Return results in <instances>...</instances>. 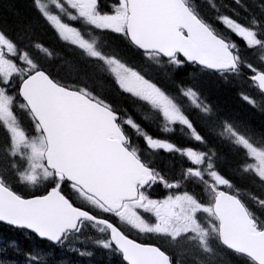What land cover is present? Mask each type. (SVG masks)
Instances as JSON below:
<instances>
[{"label": "water", "instance_id": "1", "mask_svg": "<svg viewBox=\"0 0 264 264\" xmlns=\"http://www.w3.org/2000/svg\"><path fill=\"white\" fill-rule=\"evenodd\" d=\"M127 2V33L138 50L160 54L167 60L180 56L216 73L237 68L229 45L202 24L183 0ZM253 81L264 93V74L256 75ZM20 96L45 135L46 166L58 178L82 188L109 208L115 207L113 210L135 199L138 186L145 187L151 181V170L125 147L127 139L118 125L120 116L108 107L59 86L43 71L23 82ZM220 216L222 221H230L223 233L225 245L264 264V234L255 230L242 204L232 198L229 209ZM83 219L99 221L74 207L60 193V187L44 197L24 199L0 182L3 225L29 231L57 245ZM108 226L113 243L119 247L122 235ZM136 249H129V254L137 258L147 254V249Z\"/></svg>", "mask_w": 264, "mask_h": 264}, {"label": "rangeland", "instance_id": "2", "mask_svg": "<svg viewBox=\"0 0 264 264\" xmlns=\"http://www.w3.org/2000/svg\"><path fill=\"white\" fill-rule=\"evenodd\" d=\"M0 1H1L0 3L4 4L3 7H5L7 10L6 14L10 16L9 22L7 19L5 21L3 10L1 9L2 6L0 4V32L4 33L7 37L9 36L10 38H12L10 36L12 34L11 30L17 27L24 26L22 25V19L24 16L28 15V11L26 15V11H23V9L27 6L28 0H0ZM34 1L31 0L33 9L34 11H37L36 13L38 14V10L36 9L37 7L35 8L36 0ZM98 1L99 0H81V5L88 6V7H80L82 12L86 14L88 17H93L91 6L94 4L96 5ZM203 3L206 6H208L207 0L203 1ZM66 10L67 12H70L68 6L66 7ZM202 12L203 14L201 15L204 18L210 15L209 10L206 7H203ZM44 13L49 18L50 23L53 26H55V28L51 29V27L47 25L45 26L53 32L58 42V45L59 47L61 46L60 48L62 50L61 51L59 49L58 45L54 41H51L48 42L49 45L45 51H43L42 49H40L39 51L40 55L43 57L42 65L45 68L50 69L51 72H53L54 78L61 80L68 79L70 82L76 84L78 88L88 89V90L93 89L92 90L93 92L94 90L97 91L95 92L97 95L99 96L102 95L101 97H104L105 99L108 98L110 101H112L111 99L112 97L105 92L106 89L104 88L105 84L103 83V81L96 79L94 76H91L92 73H91L90 65L82 66L77 61L71 62V58H70L71 55L66 53V51H65L66 53L65 55L61 54V52L64 51L63 49H65L63 47H67V45H65L64 43L67 42L73 43L74 44L73 49L67 47L68 49L65 50L74 51L76 54H78L79 56H81L86 60H89L90 62L94 61L102 64L107 74L111 75L113 81L116 82V84L121 89L131 92L133 94H137L140 97L145 96L142 97L143 100L151 104L153 111L160 115V117L163 119V125L166 127V129L171 130V126H174L173 130L175 132L187 131V129L183 128L181 125V123L182 124L188 123L187 121L188 118H186L187 115L184 112H182L181 108L177 107V105L170 99V96L167 97L164 94L160 93V91H158L157 89L146 86L147 82L142 78L143 75L140 73V71L137 68H133L129 63L126 62L124 63L119 59H114L111 57H105L104 63H101L99 57L94 55L95 51L92 49L93 44L91 41L86 43L87 40H82V39L78 40L77 33L73 32L70 27H67L63 23H61L60 18L53 13L52 8L51 9L45 8ZM39 17L42 19L41 15H39ZM223 23H224V28H223L224 36L230 38L238 37L242 40H245L248 43V45L251 46L259 45L255 35L252 34L249 29L247 30L246 27L244 28V26L239 24V22H236L233 18L225 17L223 19ZM96 25L101 28H109L112 30L120 29L119 26H116L114 24V21L111 16L105 19L98 18V20L96 21ZM114 33H119L122 35L125 34V32H121L120 30L115 31ZM110 37L113 36L101 37L100 45L103 46L105 50L113 54L115 53L125 54L126 49H129V46L124 47L122 45V43L125 44L123 41H120L119 39H117V37L116 38H110ZM45 39L50 40L48 36H46ZM26 43L28 45V42ZM0 45L4 49L5 54L9 56L15 55L16 48L1 33H0ZM106 46L109 47L106 48ZM128 58L129 61L133 65L138 66L141 69V71L146 70L144 71L145 73L147 72L150 73L149 76H156L157 78H159L160 76H171L174 80H172L171 78L169 83L165 81H162L160 83L161 86L168 91L170 90L172 92H177L176 87L182 81L180 76H188L185 82L187 85L192 86L190 87V91L197 94L200 97V100L203 102L204 107L202 110L207 115L206 116L207 120L227 117L230 118V120H228L227 118L226 119L231 124L238 126L242 130L245 129V127H247L250 131H247L246 129L243 131L249 136H254L260 139H264V101H258L257 105L249 104V106L253 109V111L251 112L250 110H246L235 105L231 97L233 94L232 92L222 90L221 87H218V83H220L222 79L219 76H215L210 73H206L205 71L197 70L194 68H188L181 70L179 72H172V74H169L167 68L163 66L162 65L163 63L157 60V58H155L152 55L149 57L147 56V59L151 61L152 64L146 61H142L140 54L133 49L131 50L130 56ZM5 59L7 58L4 55L0 56V83L2 84V87L0 89V180L6 186H9L10 188L19 192L21 195L28 196L35 191L42 192L47 190L50 187V182L53 177V174L45 167L43 163L44 162L43 156L45 149H44L42 136L40 134H38V136L35 134L38 132L37 125L35 124L34 120L30 116L27 109L20 102H17L13 97H10L12 94H9L6 90L5 86L14 77V74L13 71L7 67ZM256 62L261 64V66H264V54L261 58L256 60ZM172 64L176 66H180V62L178 61ZM25 66H26V70L28 71L34 68L35 69L42 68L40 63L36 61H30V62L25 61ZM147 67L149 71L147 70ZM61 74L63 75L61 76ZM79 76L82 77L79 78ZM19 78L21 80L24 78V76H21ZM240 83H238L237 85L242 87V82ZM229 84H234V83L231 81L227 82L226 84L222 83L223 86ZM184 92H187V90H184ZM186 96H187L186 97L187 103L191 105L195 99V96L192 94H186ZM91 97L93 98V96ZM149 115L151 116L152 114ZM150 116L143 115V117L141 118H145V119L149 118L148 121H151ZM30 117L33 121L29 119ZM189 117L192 120L194 127L207 137V142L210 144V146L213 147L215 153L220 155V153L216 149L217 146L211 140L212 138L217 139L216 135L221 133L219 125L218 126L211 125L209 126L210 130H208V126L206 125V122L200 127L199 123L203 122L202 119H199L192 113H189ZM19 124H21V126ZM33 124L36 125V128H34L35 126L33 127ZM146 125H148V123H146ZM21 127L23 128V130L21 129ZM130 132L132 133V131ZM32 133L33 135L35 134L36 136L35 135L32 136ZM29 135H31V137ZM27 136H29L30 138ZM189 136L192 138H198L196 135H192V134H189ZM209 136L211 137V139L209 138ZM32 137L35 138L32 139ZM149 138H150L149 142L151 141L150 146L152 148H158L155 147V143H152V141L155 142V138L152 137V135H149ZM222 140L224 141V139ZM236 140L238 142L240 141L245 142V140H241L237 137ZM254 142L255 143H253L252 146H247V145H242V146L249 153L248 167L251 168V171L253 172L256 171L257 176L261 174V176L264 178V142H261L259 140H254ZM8 146L10 147V149ZM187 147L189 149L198 151L197 148H199V143L197 141L191 142L189 145H187ZM12 153H14L15 156L12 155ZM220 157L221 156H219V158ZM208 161L210 162L209 159ZM239 166H240V170H242L243 169L242 164H240ZM20 167L23 168L19 170L21 171V173L18 172L20 175H22L20 176V178L25 179L29 183V186H26V188L21 187V190L14 188L13 185L14 184L13 175L15 177V174H18L17 172L14 174V171H17V169ZM10 169L13 170L11 171ZM164 171L168 172L169 170L165 168ZM228 174L235 175L237 177L235 173L229 172ZM29 177H31L32 179H29ZM248 180L249 177L242 174L241 184L239 188L242 189L244 187L245 182L248 183ZM15 183L18 184L19 182L15 181ZM178 185L179 187L183 188L182 183L179 182ZM223 185L226 186L224 183ZM253 189L259 192V194H264L263 188L254 186ZM241 197L243 198L244 195L241 194ZM81 198L87 203L95 204L84 194L83 195L81 194ZM177 201L180 202L181 199ZM169 203H172V200H170ZM90 206L97 211L96 207L92 205ZM2 248H4V245L0 241V255H2ZM217 255L221 256V258L217 260H211V263L218 264V263H223L227 260L226 256L223 253L218 252ZM243 263L246 264L245 262ZM4 264H13V263L11 261H8L5 262ZM19 264H33V263L29 261H21L19 262Z\"/></svg>", "mask_w": 264, "mask_h": 264}, {"label": "flooded vegetation", "instance_id": "3", "mask_svg": "<svg viewBox=\"0 0 264 264\" xmlns=\"http://www.w3.org/2000/svg\"><path fill=\"white\" fill-rule=\"evenodd\" d=\"M36 1H39L44 6L46 5L44 0ZM63 1L70 7L73 6V2L78 6L74 15L70 17V20L73 24L72 28L79 33L78 40H86L89 31L85 24L87 22L94 24V22L91 20V17H88L82 12L80 7L88 6L81 5V0H69V2L66 0ZM118 5H120L121 13L119 11V15L112 17V19L115 22H122V28L125 30L127 17V14L125 13V0H120V3H117V0H99L96 5L94 4L91 6V10L93 15L98 17L99 13L102 11L99 7L103 8L105 12L102 11V13L106 14L108 11L114 12V7ZM115 25L119 26L118 24ZM64 44L67 45V47L69 46L70 49L74 48L73 43L67 42ZM72 53L75 52H69V54ZM59 83L62 84L63 82L59 81ZM71 84L76 85L72 82ZM223 123L231 124L228 120L224 121ZM151 124L149 127H145V131L154 136L156 135V133L153 131L155 127H152ZM222 124L219 125L221 133L216 135L217 139H211V137L209 138L212 140V142H214L215 145L220 144L223 141L222 139L228 141L229 144H232L233 136L227 129H222ZM143 131V129L139 130V132ZM154 138L155 142L152 141V143H155V147L158 148H152L150 146L151 141L149 142L150 138L148 136L129 137L128 148L133 151L135 155H137V157L141 159L147 166H151L148 167L154 171L155 180L149 188L140 191L139 199L137 201L129 202L124 205L122 211L117 215L119 216L118 219H116L113 223L117 225V227L127 238L138 244L158 247L165 253H167V250L171 249L170 247L173 246L172 249H176L177 252L175 253L181 262H183L180 259L181 257H187L186 264H196L193 263V259L198 256L205 258L207 256L205 254L212 253L213 244L216 246L215 237L211 232H208L212 225L210 223L208 225L207 218V210H209L212 206L213 193L216 192V186L220 187L222 183L221 181H226L225 183L229 186L230 182L232 184L233 182L221 172L222 167L219 161L220 155L215 152L206 151L207 137L204 134L200 133L198 138H192L164 137L161 135V133H158ZM247 140L250 141V138L247 137ZM195 141L199 143L198 151L189 149L187 147V144H189L188 142ZM154 151L157 153H154ZM158 156L159 158L164 156L169 159L177 160L180 162L181 166H174V168L177 169L175 171L173 169L174 172H165L164 161L158 159ZM212 159H217V162L212 161ZM208 163L213 169H216L213 171ZM201 167H204V169ZM194 170L199 172L201 176L200 179L197 180L195 177L189 174V172ZM225 170H227V167H225ZM223 177H226L227 180H229L227 181L226 178L224 179ZM179 182L183 184V188L179 187ZM180 190L181 194L178 195V198L189 204L192 208L200 207L199 210L202 211L204 218L199 219L197 212H189L187 209H185V218L182 220V227L176 228L177 233L180 232V238L184 239H182L178 246L174 247L175 245L173 243V236L169 234L174 230L173 221L179 215V213L173 206H171V204L175 202L173 196ZM170 200H172V203H169ZM197 228L202 229V231L196 233L195 231L198 230ZM185 233L186 235L184 237ZM184 240H187L185 242L186 244L183 243ZM187 242H189L188 244H190L191 248H189L190 246L187 245ZM106 244H109L107 240ZM95 245L104 246V242L98 241L95 243ZM82 249L83 253L88 254V252H91L92 257L94 261L96 260L95 263L97 264L99 257H109V250H107L105 247L103 249H95L94 247L83 246ZM117 256L120 258V261L122 259L121 262H123L122 255L118 253Z\"/></svg>", "mask_w": 264, "mask_h": 264}, {"label": "trees", "instance_id": "4", "mask_svg": "<svg viewBox=\"0 0 264 264\" xmlns=\"http://www.w3.org/2000/svg\"><path fill=\"white\" fill-rule=\"evenodd\" d=\"M203 1H205V0H202V4H203ZM244 1L247 3L243 4V7L246 10V12L241 13V15L243 16L242 19H244L246 21H251V20L258 21L264 28V0H256L255 4H250L249 0H244ZM187 2L191 6V8L198 11L197 0H187ZM207 2H208V5L210 6V9L207 6L209 13H210L209 19L215 17V15L219 11L218 9H220L219 7L225 8L227 10H232V6H234V2L231 0H207ZM0 4L2 6L1 9L3 10L5 21L7 19L9 22L10 16H8V14H6L7 10L5 7H3L4 4H2V3H0ZM198 6L200 8V3ZM23 11H26V15H27V11H28V15L24 16L22 19V25H24V26L12 29L11 30L12 34L10 35L12 38H10L9 36H8L9 37L8 38L4 34L15 45V48H16V53L14 56H12V55L9 56L7 54H4V56L7 58V59H5L7 67L9 69H11L13 71V74H14V77L11 79V81L8 84H6L5 87H6V90L8 92H10L11 94H13L14 98L17 100H20L18 97V88H19V84L21 82L19 77H21V76L25 77L27 74L30 73V72H28V70H26L25 61H28V62L36 61V62L40 63V65L44 68V70H46L51 76H54L53 72H51L50 69H47L42 65V61H43L42 58L43 57L39 53L40 47H42V46L48 47V45H49L48 42L54 41V39L51 38L53 33L51 32V30H49V28H47L45 26L46 25L45 22L34 11L31 0L27 1V6L23 9ZM46 36H48L50 38V40L45 39ZM110 38H116V37L113 36ZM117 39L122 41L120 38H117ZM26 42H28V45ZM123 42L126 43V45H127L126 46L125 44L122 43V45L124 47L129 46L128 41H126V42L123 41ZM55 43H57V42H55ZM59 49L61 50L60 47H59ZM66 49H68V48H66ZM63 50L64 51L61 52L62 55H65L66 53H68L67 51H69V50H65V49H63ZM131 50L132 49L130 46H129V49H126V52L124 54L126 56V59H129L128 57L130 56ZM65 51H66V53H65ZM70 55H71L70 56L71 62L77 61L82 66L90 65L91 66V73H92L91 76H94L96 79L103 81V83L105 84L104 88L106 89L105 92L107 94H109V96L112 97L111 98L112 101H110V100L107 101V99H105L104 97H101L97 94L95 95V93H93V92L91 93L92 94L91 95L90 92H88L90 90H88L86 92L88 94H90L91 96H93V98L95 100H98V101H100V102H102L108 106H112V105H113L112 107L115 106L114 107L115 111L121 116V121L128 122V121H135V120H137V121L149 120V118L145 119V118H141V117H143V115L144 116H150L149 114H152L150 116L151 121H148V122L152 123L151 124L152 127H155L158 130H163L162 129L164 127L163 119L160 117V115L158 113H156V112L153 113L151 111V104H149L147 101L143 100V98H142L145 96L140 97L137 94H133L131 92H128V91L121 89L116 84V82L113 81L111 75L107 74V72L104 70L105 68L102 64L94 62V61L90 62L89 60L82 58L81 56H79L76 53H72ZM142 61H144V60H142ZM161 62L163 63L162 65L167 68V71L169 74H172V72H179L178 70H174L171 66H167L168 63H166L165 60L161 59ZM126 63H129V62H126ZM129 64H131V63H129ZM246 64H247V62L244 58L243 63L242 62L240 63L239 69L236 73L235 72L229 73L228 75H216L214 73H210V74L215 75V76H222V79H221L222 83L226 84L229 81L233 82L234 84L225 85L226 87L223 86L222 83L220 82V83H218V87H221L222 90L230 91L233 93L231 97H232V100L236 106L243 108V109H246V110H250L252 112L253 109L249 106V103L244 101V96L241 94V92H243V91L247 92V91H249V89H251V84L248 80V76L250 75V71L246 68ZM134 67L137 68L141 72V69L138 66L134 65ZM205 72L209 73L207 71H205ZM80 77H82V76H79V78ZM142 77L144 78L145 81H147V83L149 85L156 87L157 89H159L160 91H162L166 95H169V96L174 97V98L186 97L185 93L182 92L181 90L182 89H188V88L192 87L191 85H187L185 82L186 79L188 78V76H180L182 81L176 87L177 92H172L170 90L168 91V90L164 89L160 84L162 81L169 83L171 78H172L171 76H160L159 78H157L156 76H146V73H145V76H142ZM173 77H175V76H173ZM172 80H174V79L172 78ZM62 81L67 82L69 80L67 79V80H62ZM238 81L242 82V87L237 85L238 83H240ZM239 89H241V90H239ZM94 96H96V97H94ZM116 106H118V107H116ZM156 114H158V116ZM224 121H225L224 117H222L220 119H213V120L204 119L203 122L200 124V127L205 122H206V125L209 127L211 125L218 126V125L222 124ZM245 128H247V127H245ZM136 135H138V134L136 133ZM216 146H217L216 149L218 150V152L220 153V156H221L219 158L221 164L224 167H227L228 172L239 174L240 173V166L239 165H240V161L242 159L241 155L237 151H235L234 149L228 147L223 142H221L220 144H218ZM238 151H240V150H238ZM158 159L164 161L165 168L167 170H169L168 171L169 173L177 170L176 168H174V166L175 167L181 166V164H179L180 162L177 160L174 161V159H169V158L164 157V156H162L160 158L158 156ZM173 169H174V171H173ZM54 182L58 183V180H54ZM245 184L247 186V189H249L248 187H250V188H253L254 186L258 187L255 180H251V178H249L248 183L245 182ZM70 188H71V186L69 184L64 183L63 184V193L71 200V202L73 204L79 205V203L76 201V193L74 191H72ZM252 197L255 198L254 202L256 204H258V205H255V204L254 205L261 207L263 202L260 201L259 195H257L256 192H252ZM248 198H249V196H248ZM248 205L253 207L251 204H248ZM257 221L262 225L261 221H259V220H257ZM0 241L4 245V248H2V255H0V257L2 258V259L0 258V260L2 261V262L0 261V264H4L3 262H8V261L16 262L18 260L19 261H22L24 259L26 260L28 257L30 258L35 254H39L40 256L45 258L44 263L55 264L54 263V257H53L54 254L50 255V253H47V252L51 251V249H54V247H52L51 245H49L45 242H41L40 240H38L35 236H33L31 234H26L23 231L15 230V229H12V228H9V227H6V226L0 224ZM86 245H88V246L90 245L89 241L86 242ZM96 248H97V245H96L95 249ZM26 255H28V256H26ZM45 255L48 257H45ZM4 258H5V260H4ZM220 258H221V256H218L216 254L214 257L206 256L204 259H205V261H211V260H217ZM205 264H211V263L205 262ZM218 264H225V263H218ZM226 264H230V263L227 262ZM231 264H241V262H237V263L233 262Z\"/></svg>", "mask_w": 264, "mask_h": 264}, {"label": "bare ground", "instance_id": "5", "mask_svg": "<svg viewBox=\"0 0 264 264\" xmlns=\"http://www.w3.org/2000/svg\"><path fill=\"white\" fill-rule=\"evenodd\" d=\"M33 1H34V0H33ZM34 2H35V1H34ZM35 8H36V6H35ZM36 9H37V8H36ZM35 12H37V11H35ZM38 14H39V13H38ZM239 24H240V23H239ZM244 28H245V27H244ZM246 29H247V28H246ZM247 30H248V29H247ZM51 38L54 39V42H57L56 37L54 36V34L52 35ZM107 40H108V39H107ZM107 40H106V41H107ZM103 42H104V41H103ZM107 43H108V42H107ZM56 44L58 45V42H57ZM103 44H105V43H103ZM104 46H105V45H104ZM110 46H111V44H110ZM108 47H109V46H108ZM108 47L106 46V48H108ZM69 52H70V51H68V54H69ZM145 68H146V67H145ZM147 70H148V67H147ZM144 71H146V70H142V72H144ZM148 71H149V70H148ZM144 73H145V72H144ZM147 73H148V72H147ZM147 73H146V76H149L150 73H148L149 75H148ZM62 75H63V74H61V76H62ZM58 78H59V77H58ZM60 78H62V77H60ZM92 90H93V89H92ZM86 91H88V89H86ZM88 92L92 93L93 91L90 90V91H88ZM95 92H97V91L94 90L93 93H95ZM99 92H100V91H99ZM100 93H101V92H100ZM100 93H99V94H100ZM91 95H92V94H91ZM95 95H96V93H95ZM101 96H102V95H101ZM94 97H96V96H94ZM97 98H98V97H97ZM100 98H101V97H100ZM100 98H99V99H100ZM107 99H108V98H107ZM108 100H109V99H108ZM108 100H107V101H108ZM115 104H116V103H115ZM115 104H114V105H115ZM112 106H113V105H112ZM114 107H115V106H114ZM116 107H118V106H116ZM16 115H17V114H16ZM19 116H20V114H19ZM19 116H18V117H19ZM16 117H17V116H16ZM21 117H22V116H21ZM24 117H25V116H24ZM226 118H227V117H226ZM226 118L224 117L225 120H227V119L230 120V118H227V119H226ZM29 119H31V117H30ZM31 120H32V119H31ZM21 121H22V120H21ZM32 121H33V120H32ZM30 122H31V121H30ZM19 125L21 126V124H19ZM31 126H32V125H31ZM34 126H35V127H34ZM33 127L36 128V125L33 124ZM25 128H27V127H25ZM21 129L23 130L22 127H21ZM28 130H29V129H28ZM37 130H38V129H37ZM37 130H36V131H37ZM24 131H25V129H24ZM26 131H27V130H26ZM33 131H34V130H33ZM31 132H32V131H31ZM31 132H30V133H31ZM27 133H28V132H27ZM32 135H33V133H32ZM36 135L38 136V133H36ZM36 135H35V136H36ZM27 137H29V136H27ZM30 137H31V136H30ZM30 137H29V138H30ZM34 138H35V137H34ZM34 138L32 137V139H34ZM8 145H10V144H8ZM8 147H9V146H8ZM9 149H10V147H9ZM12 152H13V151H12ZM10 153H11V151H10ZM12 155H14V153H12ZM14 156H15V155H14ZM172 158H173V157H172ZM178 158H179V157H178ZM151 161H152V160H151ZM170 161H171V160H170ZM174 161H175V160H174ZM182 161H183V160H182ZM182 161H181V162H182ZM154 163H155V162H154ZM179 164H180V163H179ZM175 165H176V164H175ZM208 165H209V163H208ZM173 166H174V165H173ZM201 166H202V165H201ZM209 166H210V165H209ZM209 166H207V167L210 168L211 166H210V167H209ZM213 166H214V165H213ZM176 167H177V166H176ZM8 168H9V167H8ZM190 168H191V167H190ZM198 168H199V167H198ZM201 168H202V167H201ZM205 168H206V167H205ZM211 168H212V167H211ZM191 169H192V168H191ZM202 169H204V167H203ZM212 169H213V168H212ZM214 169H216V168H214ZM214 169H213V171H214ZM10 170H11V169H10ZM10 170H9V171H10ZM12 170H13V169H12ZM12 170H11V171H12ZM14 172H15V171H14ZM11 173H12V172H11ZM15 173H16V172H15ZM15 173H14V174H15ZM17 173H18V172H17ZM19 173H21V171H20ZM19 173H18V174H19ZM228 173H229V172H228ZM12 174H13V173H12ZM229 175H230V174H229ZM18 177H19V175H18ZM13 178H16V176L14 177V175H13ZM223 178H224V177H223ZM225 178H226V177H225ZM225 178H224V179H225ZM226 180H227V178H226ZM228 180H229V179H228ZM228 180H227V181H228ZM14 182H15V181H14ZM225 182H226V181H225ZM229 182H230V181H229ZM232 182H233V181H232ZM18 184H19V183H18ZM231 185H232V183L230 182V186H231ZM14 188H15V187H14ZM25 188H26V187H25ZM16 189H17V188H16ZM93 209H94V208H93ZM94 210H95V209H94ZM14 232H15V231H14ZM171 238H172V237H171ZM101 240H102V237H101V236H97L96 238H90V240H89V244H90V245H89V246L86 245V246H88V247H94V248H95V247H96L95 243L98 242V241H101ZM186 241H187V240H184L183 243L186 244V243H185ZM188 243H189V242H187V245L190 246V244H188ZM187 245H186V246H187ZM186 246H185V247H186ZM214 246H215V244H213V248H214ZM172 247H173V246H172ZM172 247H170L171 249H168V250H167V254H168V255H174L173 253L176 252V251H174V249H172ZM215 247H216V246H215ZM189 248H191V246H190ZM41 250H42V249H41ZM45 251H46V250H45ZM47 251H48V250H47ZM47 253H50V251L47 252ZM73 253H74V252H73ZM106 253H107V252H106ZM103 254H104V253H103ZM216 254H218L217 251H216V252H213V253H211V254L209 253V254H205V255L214 257ZM51 255H52V254H51ZM4 256H5V255H4ZM26 256H28V255H26ZM30 256H31V255H30ZM49 256H50V255H49ZM2 257H3V256H2ZM53 257H54V256H53ZM0 258H1V257H0ZM5 258H6V257H5ZM5 258H4V260H5ZM22 258H23V257H22ZM28 258H29V257H28ZM30 258H31V257H30ZM49 258H50V257H49ZM1 259H2V258H1ZM7 259H8V258H7ZM23 259H24V258H23ZM47 259H48V258H47ZM50 259H51V258H50ZM52 259H53V258H52ZM61 259H62L63 261H65V260L67 259V256H63ZM4 260H3V261H4ZM21 260H22V259H21ZM24 260H25V259H24ZM0 261H1V260H0ZM18 261H19V260H18ZM95 261H96V260H95ZM121 261H122V259H121ZM121 261H120V262H121ZM193 261H194V263H196V264H201V263L205 264V262H211V261H205V259H204L203 257H199V256L196 257L195 259H193ZM1 262H2V261H1ZM52 262H53V261H52ZM98 262L101 263V264H120L119 262L111 261L110 258H108L107 256H106V257L102 256L101 258L99 257V258H98ZM109 262H110V263H109ZM3 263H5V262H3ZM54 263H55V262H54ZM99 263H98V264H99ZM121 263H123V262H121ZM18 264H19V263H18ZM45 264H46V263H45ZM96 264H97V263H96ZM212 264H214V263H212Z\"/></svg>", "mask_w": 264, "mask_h": 264}, {"label": "snow or ice", "instance_id": "6", "mask_svg": "<svg viewBox=\"0 0 264 264\" xmlns=\"http://www.w3.org/2000/svg\"><path fill=\"white\" fill-rule=\"evenodd\" d=\"M117 3H120V0H117ZM189 94H191V93H189ZM29 179H32L31 177H29ZM222 183H223V181H221ZM31 226V225H30ZM42 236L43 235H46V233H44V232H41L40 233ZM52 239H57V237L56 236H52Z\"/></svg>", "mask_w": 264, "mask_h": 264}]
</instances>
